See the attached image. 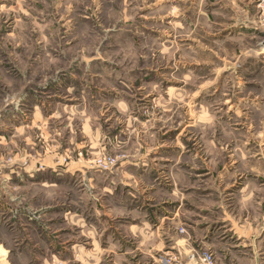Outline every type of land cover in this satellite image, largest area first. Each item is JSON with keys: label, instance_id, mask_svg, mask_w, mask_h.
I'll return each instance as SVG.
<instances>
[{"label": "rangeland", "instance_id": "1", "mask_svg": "<svg viewBox=\"0 0 264 264\" xmlns=\"http://www.w3.org/2000/svg\"><path fill=\"white\" fill-rule=\"evenodd\" d=\"M223 219L262 235L264 0H0V264H264Z\"/></svg>", "mask_w": 264, "mask_h": 264}, {"label": "crops", "instance_id": "2", "mask_svg": "<svg viewBox=\"0 0 264 264\" xmlns=\"http://www.w3.org/2000/svg\"><path fill=\"white\" fill-rule=\"evenodd\" d=\"M248 180L241 184V187L238 188L240 195H245L248 189L246 183ZM206 229L201 242L206 244V246L211 247L214 244L220 245L221 247H230V250H235V253H242L247 251L248 248H253L255 250L256 244H252L253 241H256L257 238H262L264 240V226L262 228V235H254V229L248 227L247 223L244 228H241L239 223H234V221L229 219H223L222 221L205 223ZM199 232H202V227H199ZM259 234V233H258ZM229 243V244H227ZM213 247V246H212ZM251 249V251L253 250ZM254 255L256 251H254ZM261 256H264L261 255Z\"/></svg>", "mask_w": 264, "mask_h": 264}, {"label": "built area", "instance_id": "3", "mask_svg": "<svg viewBox=\"0 0 264 264\" xmlns=\"http://www.w3.org/2000/svg\"><path fill=\"white\" fill-rule=\"evenodd\" d=\"M103 167L107 169L109 167L108 163H104Z\"/></svg>", "mask_w": 264, "mask_h": 264}]
</instances>
